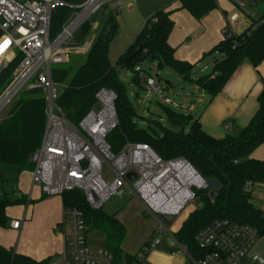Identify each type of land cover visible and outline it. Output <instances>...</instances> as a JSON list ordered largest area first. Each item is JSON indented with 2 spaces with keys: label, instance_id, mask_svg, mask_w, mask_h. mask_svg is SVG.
Masks as SVG:
<instances>
[{
  "label": "trees",
  "instance_id": "trees-1",
  "mask_svg": "<svg viewBox=\"0 0 264 264\" xmlns=\"http://www.w3.org/2000/svg\"><path fill=\"white\" fill-rule=\"evenodd\" d=\"M61 1L78 3L82 0ZM179 1L180 8L189 11L196 19L216 7L214 0ZM102 7L95 15L101 13ZM71 11L72 9L63 5L54 8L50 37L58 34L65 17ZM117 14L115 9L105 13L101 25L94 33H90V20L81 25L80 33L88 36L90 44L84 53L83 62L72 74L69 75L68 62L51 68L52 80L60 84L56 103L63 109L66 119L77 123L94 104L96 91L100 88L111 89L116 95L114 106L118 118V125L106 136L112 153L118 152L126 141L147 143L164 160L176 157L185 159L209 183L210 186L206 189L196 191L200 206L193 209L173 233L175 241L183 245L193 257L200 256L194 235L214 219L248 224L256 230L258 236H264V210L253 203L251 192L244 190L247 183L250 187L254 183L264 184V158L250 156L258 145L264 144V89L258 96L254 116L236 134L214 138L206 134L191 115L163 104L161 107L165 110L168 121L176 128L164 129L161 135L138 129L133 122L134 107L125 97V87L118 79V70L132 71V82L141 87L142 82L135 70V66H139L141 62L156 61L157 68H170L188 81H192V65L174 58L173 48L167 42L172 29L170 11L163 9L148 16L133 42L112 64L108 59V52L118 31ZM255 22L257 26L249 35L248 29L236 35L237 45H233L231 39L224 38L213 47L211 53L218 52L223 56L220 60H214L211 73L200 75L194 80L200 89L214 96L243 60L249 61L254 67L264 60V10L260 19ZM136 47H139L138 53L126 63L127 56ZM11 69L9 67L3 71L1 80H7ZM26 92H32L33 95L17 99L0 119V180H4L5 173L19 174L32 169L29 157L39 145L44 131V97L35 89ZM186 125L189 127L184 132ZM61 197L63 207H75L83 213L86 234L94 229L103 234L104 248L112 254L115 263L122 256L127 261L133 258L134 254H122L125 226L114 215L105 214L101 208L89 207L78 189L64 191ZM25 203L26 198L23 196L4 194L0 197V228L8 224L9 219L5 213L7 207ZM0 264L49 262L46 259L36 261L0 245Z\"/></svg>",
  "mask_w": 264,
  "mask_h": 264
},
{
  "label": "built area",
  "instance_id": "built-area-1",
  "mask_svg": "<svg viewBox=\"0 0 264 264\" xmlns=\"http://www.w3.org/2000/svg\"><path fill=\"white\" fill-rule=\"evenodd\" d=\"M114 1V9L120 11L118 0H82L78 3L61 0H0V86L2 73L9 67L11 75L0 90V113L22 89L38 90L45 100V126L39 145L31 152V181L47 196L61 195L64 191L78 189L89 207L101 206L114 194L124 192L134 196L142 209L157 219V232L134 254L130 264H145L146 255L155 249L168 230L160 215L175 217L194 199L196 191L207 188L205 181L183 158L162 159L143 142L126 141L122 148L112 153L106 136L118 125L114 106L115 93L100 88L95 93L92 107L77 123L69 122L60 105L56 103L60 84L52 80L53 65L69 61V54L84 52L88 42L74 47L72 39L76 29L89 20L104 4ZM237 11L222 28L223 38L238 44L235 28L248 7L256 0H231ZM63 5L72 9L65 17L60 31L49 36L51 15L54 8ZM129 7V6H127ZM257 26L252 22L247 35ZM143 87L157 94L161 101L172 107L185 109L186 104H176L163 95L161 81L157 77L135 67ZM226 123L225 127H228ZM106 164L110 171H103ZM129 172L134 178H128ZM245 191L251 187L247 183ZM19 196V194H17ZM66 224L63 247L49 264H116L105 248L93 249L86 238L83 213L75 207H63ZM22 221L14 220V229ZM258 233L244 223L228 219H214L194 235L200 256L193 257L178 243L187 255V264H238L255 241ZM250 258L264 263V258L251 254ZM124 264V263H120ZM127 264V263H125Z\"/></svg>",
  "mask_w": 264,
  "mask_h": 264
},
{
  "label": "crops",
  "instance_id": "crops-1",
  "mask_svg": "<svg viewBox=\"0 0 264 264\" xmlns=\"http://www.w3.org/2000/svg\"><path fill=\"white\" fill-rule=\"evenodd\" d=\"M218 2L220 3L215 1L216 7L214 9L198 19L194 18L186 9L180 8L179 0H175L171 5L158 8L170 11L169 18L172 21V29L167 42L173 48L174 58L192 65L190 73L192 81L182 79L179 74L171 69L182 81L189 84L182 95L184 101L180 103V105L188 103V107L182 109L167 106L172 109L179 108L174 109L179 112L184 110L183 113L191 115L193 119L198 121L201 129L214 138L236 134L245 127L254 116L258 107V96L261 90L264 89V60L256 67L249 61L243 60L223 88L214 96H210L194 83V80L200 74H192L193 68L205 55L216 54L218 56V58H213L209 73L212 71L214 60H220L223 56L221 53H211L210 51L218 42L224 39L221 30L228 25L229 17L235 13V10L233 2L230 0H218ZM262 10H264V0H256L255 4L248 9L249 15L242 17L234 32L239 34L248 28L252 22L259 20ZM118 19L119 15H117V21ZM77 40L78 38L73 36V44L76 45ZM89 41L88 38L85 41L88 42V46ZM128 46L121 54L126 51ZM87 49L84 52H75L84 54ZM206 65L199 68V71H202L200 72L201 75H204L203 71L208 69ZM197 66L199 67V65ZM156 77L161 81L159 76ZM165 83L171 85L168 80ZM226 123H229L228 127H225ZM250 156L259 159L264 158V144L258 145ZM6 178H15L16 188L12 195L1 188L0 197L4 194L14 197L19 194V196L26 198V203L8 206L5 209L9 221L6 227L0 228V245L6 249H11L14 253L29 256L36 261L46 259L50 262L61 252L67 229L62 217L63 202L61 195L47 196L39 186L33 185L31 170H24L16 174L15 177L7 176ZM250 192L253 203L264 210V184L254 183ZM193 209L195 208L188 209L187 212L182 214L180 212V216L177 215L179 216L178 226L172 228L165 225L168 233L161 240L165 242V246L159 247L160 242L158 247L146 255L145 264H187V255L178 246L173 233L179 229L183 220ZM14 220L22 221L20 228L14 229L11 227L10 222ZM156 223H158L157 219ZM168 237L172 238L174 244L171 240L167 242ZM146 242H143L142 245ZM175 245L179 247L177 251L174 249ZM251 254H257L264 258V236L258 237L248 254L238 264H264L253 261L250 258ZM130 262L131 260L127 261L125 257H122L116 264H130Z\"/></svg>",
  "mask_w": 264,
  "mask_h": 264
},
{
  "label": "rangeland",
  "instance_id": "rangeland-1",
  "mask_svg": "<svg viewBox=\"0 0 264 264\" xmlns=\"http://www.w3.org/2000/svg\"><path fill=\"white\" fill-rule=\"evenodd\" d=\"M175 0H118L122 4V8L118 11V31L113 41L110 44L108 59L113 64L117 57L123 52L125 47H127L130 42L133 40L135 34L140 30L142 24L148 18V16L153 13L158 8H161L166 5H171ZM216 3L218 0H215ZM231 1V0H230ZM234 5V4H233ZM114 1H110L107 4H104L102 7L101 13L94 14L90 17V33H94L98 27L101 25L105 13L114 8ZM129 6V7H127ZM130 8V9H129ZM129 9V10H128ZM249 9V7H248ZM234 10L237 11L236 6L234 5ZM94 16V18H92ZM92 18V19H91ZM81 26L76 29L74 37L78 38L77 44H73L74 47L83 45L87 40L88 36H82L80 33ZM75 40V39H74ZM90 44V41H89ZM89 47V46H88ZM213 58H218L216 54L205 55L197 65L193 68L192 74H202L199 71L203 65L208 67L207 70H204L203 74H207L211 70V64ZM84 54L77 53L73 49L69 54V61L66 63L70 72L69 75L75 71V69L83 62ZM153 63V64H152ZM151 64L148 61L141 62L139 67L146 74L161 78V85L163 88V95L169 97L176 104L182 103L183 94L186 91V88L189 86L188 83L182 81L180 77L174 73L171 69L163 67L157 68L156 61H153ZM64 64V63H62ZM60 65V64H57ZM55 66V65H53ZM136 67V66H135ZM11 72L7 76V80H2V86H4L9 78ZM118 79L120 83L125 87V97L134 107L135 115H133V122L135 123L138 129L144 130L148 133L156 132L161 135L164 129H174V127L167 119L166 112L161 107V104H164L157 94L152 93L149 89L141 86L139 87L136 83L132 82L133 72L130 70L119 69L118 70ZM168 80L171 85L165 83ZM1 84V83H0ZM25 88H22L11 102L6 106V108L0 113V119L4 116L7 111L10 109L12 104L17 99L27 98L33 95L32 92H26ZM166 105V104H164ZM167 106V105H166ZM165 106V107H166ZM179 109V108H174ZM184 112V110H182ZM186 112V111H185ZM188 125L184 126L183 130L186 132L188 130ZM103 171L105 174L110 175L108 166L104 164ZM15 177V173H5L4 180H0V189L4 188L9 194L12 195L16 188V179L6 178V177ZM207 183V187H209ZM14 194V193H13ZM200 206V201L194 199L189 202L181 211V214L187 212V210L192 208H198ZM23 210V209H22ZM101 210L109 215H114L119 219L125 226V235L122 240V249L124 253L136 254L139 252V247L143 242L148 241L152 233L157 231L156 219L145 212L138 200L125 192L122 195L114 194L112 195L102 206ZM180 214V215H181ZM179 215V214H178ZM179 215V216H180ZM179 216H175L172 223L169 227H176L179 224ZM154 231V232H153ZM152 234V235H151ZM87 242L88 245L93 248H104V236L101 232L97 230H90L87 233ZM165 246V242L161 241L159 247ZM158 247V246H157ZM174 249L177 251L179 247L174 246ZM123 257V256H122Z\"/></svg>",
  "mask_w": 264,
  "mask_h": 264
},
{
  "label": "water",
  "instance_id": "water-1",
  "mask_svg": "<svg viewBox=\"0 0 264 264\" xmlns=\"http://www.w3.org/2000/svg\"><path fill=\"white\" fill-rule=\"evenodd\" d=\"M138 51H139V47H136L135 49H134V51L130 54V55H128L127 56V58H126V63H128L137 53H138ZM128 178H134V173L133 172H129V173H127V175H126ZM159 219L165 224V225H170V223L173 221V219H174V217L173 216H171V215H160L159 216ZM169 240H171L172 241V238L171 237H168V239H167V242L169 241ZM173 242V241H172ZM173 244H174V242H173ZM171 246H172V243H171Z\"/></svg>",
  "mask_w": 264,
  "mask_h": 264
}]
</instances>
